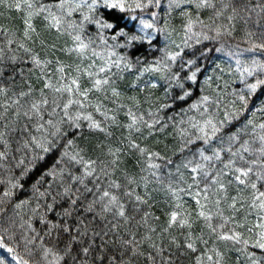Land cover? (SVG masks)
Masks as SVG:
<instances>
[{
    "label": "trees",
    "instance_id": "obj_1",
    "mask_svg": "<svg viewBox=\"0 0 264 264\" xmlns=\"http://www.w3.org/2000/svg\"><path fill=\"white\" fill-rule=\"evenodd\" d=\"M32 2L39 7L40 4H57L59 0H32ZM87 2L90 3L91 0ZM137 2L138 0H125L127 5L132 6V10L121 13L118 10L104 8L103 0H100V6L91 14L93 19L114 23L117 28L116 30L104 29L101 32L94 23L84 22L81 35L84 41L89 43V48L81 55L71 50L75 48L72 37L79 29L74 31L68 25L73 22L77 25L81 24L83 14L88 13L86 5L73 12L71 16L64 17V25L60 32L47 27L48 22L44 19L46 13L33 16L31 23L35 31L30 30L29 38H26L25 20L28 18L29 9L24 0H0V50L3 54V58L0 59V88L7 90L6 93H0V131L6 132L4 139L8 143L5 149L3 142H0V152H7V158L0 160V196L9 187L8 181L19 180L22 185L13 190L14 194L10 200L0 204L2 209L0 210V234L5 235L6 244L10 246L19 244L17 251L23 255L24 249L20 237L28 232L29 223L36 232L43 235L47 231V226L40 223L42 215L53 223L67 222L73 226V229L79 217L89 226L88 236L83 238L84 246H87L93 232L101 234L95 239V245L88 257L89 264H100L96 259L99 255L105 256L103 264H108L110 257H115L117 264L120 261L130 262V264H196L198 256L202 258L203 264H214L217 257L213 249L221 253L219 258L221 264H254V261L256 264H264V249L254 246L256 233L259 232L254 225L260 222L258 217L264 214L251 206L253 190L237 184L234 180L235 174L230 173L224 178L227 191L217 192V186L210 185L206 200L203 189L205 183L210 184V181L194 182L191 179L192 173L183 165L188 160L198 162L197 149L208 146L203 145L202 141H195L188 145L183 153L180 152V148L189 139L195 140L197 134L191 128L189 118L202 120L204 117L201 113L207 107L209 114L223 119L225 109L235 99L233 92H239L245 86L241 82L240 74L243 67L247 66L253 58L264 61V51L245 52L239 57L242 64L238 70L235 58L226 54L229 51L236 52L250 47L246 32H255L258 36L261 31L255 25L256 14L253 12L249 15L247 12H241L234 21L235 31L231 36L223 35L213 40H205L200 36L199 44L196 43L198 37L195 34L203 32L209 36H215V32L195 23L190 33L191 39L188 40L191 47H184L186 17L182 16V12L191 13L194 21L202 20L205 24H210L212 21L209 18L214 15L213 9H196L194 3L189 5L188 0H160L159 7L156 6L155 0L151 4L148 0H139L147 6L136 9ZM213 2L218 8L220 7L221 0H213ZM17 3L21 4L20 9L15 7ZM170 3H172L171 9H169ZM177 3L180 7H176ZM234 3L254 6L264 4V0H234ZM52 11L55 12L57 9L53 8ZM153 13L156 15L153 16ZM231 14L230 9L225 10L222 17L215 18V23L227 25L229 23L227 16ZM132 17L136 19L133 20ZM142 20L152 23L154 28L140 31ZM120 29L129 36L135 34L151 37L152 43L149 44L146 38L144 41L133 42L130 47H116L115 45H125L127 40L126 37H117L115 41L111 39ZM156 29L163 31L158 32ZM101 35L104 36L106 43L101 41ZM252 41L259 42L257 37H252ZM221 46L224 47V51L216 52L215 49ZM181 48H183L182 56L178 57L175 63L166 59V52L175 53L181 51ZM208 49L212 51L208 52L206 57L199 56L200 51ZM109 51L115 53L111 57L112 60L125 57L132 63V68L125 69L123 65L121 68H116L113 65L110 71L99 73L98 77L89 78L87 72L97 73L99 68L105 65ZM93 52L98 55H93ZM193 52H196L195 58L198 61L196 66L200 68V72L197 73V82L193 84L191 81L183 80L188 71L185 69L181 72L182 82L185 83L184 91H189L191 95L183 101L176 100L174 98L181 95L182 91L176 87L170 88L168 78L172 72L180 71L182 60L194 58ZM13 56L16 57L14 61L11 59ZM33 56L37 57L41 64H34ZM45 61L50 63H44ZM157 61L161 62L159 65L161 68L164 63L169 64L170 70L144 71L146 68L156 66ZM60 66H64L63 74L57 71ZM77 77L81 91L91 88L94 78L109 79V84L101 91L89 93L87 100L83 101L85 105L83 108L74 104L69 109V115L72 116H75L77 112L91 114L93 120L99 122L105 131L90 129L89 122L84 119H80V127L77 129L65 119L60 127L66 135L48 137L55 145L50 152L43 153L38 149L24 148L23 143L29 139V134L39 137L41 133H37L34 128L38 122L37 118L33 116L29 120L23 116V112L30 109L32 102H39L46 98L49 101L48 105L41 107L44 121L49 119L48 113L55 107L53 100L60 104L61 108L57 109L58 115L51 118L54 122L60 119L63 116L62 106L70 97L66 92H55L54 88L70 83L71 78ZM257 78L264 79V73L256 72L252 76L245 74L244 77L247 83H254ZM46 80L52 83L53 88H44ZM153 84L156 86L152 87ZM113 88L119 92V96L112 94ZM41 89L44 90L43 97ZM21 92L28 95L20 97ZM202 96H208L210 103L201 104L199 108H191V105L200 102ZM18 98L22 105L20 117L15 116V105L9 107L7 112L4 110L5 104L11 105L12 101ZM71 98L81 99L78 95H73ZM97 103L101 105V111L105 112L109 118L106 119L96 111ZM163 104H168L170 107L161 108ZM262 105H264V91L258 89L250 100L249 110L239 121L233 122L235 127L228 126V130L235 131V128L240 127L247 118H251L253 110ZM129 111L137 117V123L132 129L127 127L131 123ZM29 114L32 115L31 112ZM112 116H115L114 121L110 119ZM153 121H159V123L149 128L148 124H152ZM255 122H264V114L257 112ZM5 124L9 125L7 129L4 128ZM51 131L53 129L49 128V132ZM249 138L244 137V139ZM68 140H72L73 144L69 146ZM132 144L139 147L134 148ZM239 146V143L235 144L233 151ZM255 146L258 147V143ZM141 148L151 153H158V157L149 160L148 153L142 154L139 150ZM65 150L69 155L79 152L85 160L96 161L95 174L87 177L84 182L88 188L92 189V193L85 192L84 185L73 183L68 175L69 172L75 176L82 175V165L70 163L67 157L57 164V161L61 160V153ZM205 154L210 155V150ZM34 156H43V159L34 160ZM228 159L229 155L223 153L221 162L213 161L209 165V167L214 166L213 174L216 170L223 168V164ZM246 159L251 160L255 157L246 156ZM21 160H23L22 164ZM169 160L171 163L168 162ZM150 163L159 164L160 168H150ZM54 166L58 173L60 168L66 169L63 180L59 175L56 179L45 175ZM237 166H242V162L238 160ZM257 168L258 166H255L253 171L255 172ZM25 169L30 170L22 176ZM225 171L228 170L225 169ZM230 180L232 183H228ZM255 180L256 177L253 174L249 178V184ZM37 181L40 183L37 184ZM113 182L120 187H114ZM33 185L37 186L38 191H34ZM97 185L100 186V191H97ZM67 186L72 187L73 198L80 195V200L75 206L76 211L73 212V216L64 218L62 221L56 213L68 207V202L67 198L62 199L57 196V193H62ZM258 188L264 191V182H259ZM77 189H79L78 192ZM103 190L110 191L119 198L120 203L124 204V218L115 215L113 211L104 214V218L101 219L96 215L100 212L99 204L94 213L83 211L88 202L97 199ZM40 192H45L46 195L41 197ZM126 192H131L132 195L127 196ZM53 196H56L57 200L55 211L48 212L46 205L53 202ZM136 196L141 197V200L146 203L138 202ZM232 197L237 198L235 209L229 207ZM217 199L220 200L219 205L215 203ZM22 200L28 203L16 209L15 205ZM197 200L204 206L203 208L197 204ZM174 211L178 213L177 222L169 228L171 213ZM200 211H204L206 215H212L211 223L217 229L216 233H212L207 227L208 222L198 215ZM218 211L222 213L223 218L216 215ZM181 219L187 220L191 227H181L179 224ZM113 225L116 227L113 228ZM220 225H223V228ZM4 228H10V234H14V240L7 239L8 234L3 232ZM233 231L241 233L242 239L249 240V244L245 247L240 242L217 239L220 233L231 234ZM105 232L107 235H104ZM189 233L193 239L202 237L208 243L205 245L196 240L197 251L193 253L187 250L185 241ZM29 234L34 235V233ZM133 235L139 244L140 254L136 256H132L131 251L121 243L122 240L131 239ZM145 237H151V239L148 240ZM54 238L55 232L52 238L46 237L45 241L51 246ZM62 239L66 241L67 235H63ZM153 244L155 247L152 246ZM101 245L103 252H101ZM58 247L62 248L63 244ZM78 247L74 248V253ZM158 249L163 251L158 253ZM208 255L213 257V262L207 260ZM149 256L154 259L149 260ZM0 257L7 258L9 264H15L11 255L4 249H0ZM24 258L28 259L27 256ZM34 259L39 257L36 256Z\"/></svg>",
    "mask_w": 264,
    "mask_h": 264
},
{
    "label": "snow or ice",
    "instance_id": "obj_2",
    "mask_svg": "<svg viewBox=\"0 0 264 264\" xmlns=\"http://www.w3.org/2000/svg\"><path fill=\"white\" fill-rule=\"evenodd\" d=\"M25 4L27 5V8L29 9L28 12V18L25 20V32L24 35L26 38H29V31H35V28L33 27L31 23V19L33 16L40 15L41 13H46L44 16V19L48 22L47 27L49 29H55L57 32H60L64 25V17L71 16L73 12L78 11L82 9L85 5L87 6L88 13L83 14V21L81 24L77 25L74 22L69 24L68 27L72 28L74 31L76 29H79V31H76V34L73 35L72 39L75 43V48L71 49L72 51H76L79 54L83 55L89 48V43H86L84 39L82 38L81 33L83 32V24L84 22L94 23L101 32L104 29H112L116 30L117 25L114 23H109L107 21H104L102 19H93L92 13H94L97 8L100 6V0H91L90 3L87 2V0H79V2H76V0H59V3L57 4H40L39 7H36V5L32 2V0H24ZM153 0H148V3L151 4ZM156 6L159 7L160 0H155ZM189 5L191 6L193 3L195 5L196 9H213L214 15L213 17H210L209 19L212 21L210 24H205L202 20H196L194 21L192 19L191 13L184 11L182 12V16L186 17V23L184 24L185 28V40H184V47H191V45L188 44V40L191 39L190 33L192 32L193 25L195 23H199L203 28H208L211 31L215 32V36H209L206 33H198L195 34L198 38L196 39V43L199 44L201 41L199 39L200 36L203 37L205 40H213L217 39L223 35H229L231 36L232 33L235 31V23L234 21L237 19V17L240 16L241 12H247L249 15L251 13L255 12L256 14V20L255 25L261 29L259 35L257 36V33L248 31L246 32V35L249 37L250 47L245 49H239L236 52L229 51L226 54L229 57L235 58L236 64L238 67V70L240 69V66L242 64L241 59L239 58L242 56L245 52H254L256 50L264 51V4H256L254 6L249 5H238L234 3V0H221L220 7L218 8L217 5L213 2V0H188ZM147 5L140 3L139 0L135 4L136 9H143ZM17 9L21 8V4L17 3L15 5ZM103 7L110 10H118L119 12L123 13L128 10H132L131 5H127L125 3V0H103ZM172 3L169 4V9H171ZM176 7H180V5L177 3ZM55 8L57 11H52V9ZM231 10V15L227 16L228 24H216L215 18L222 17L224 15L225 10ZM156 14L153 13V16ZM243 18V17H241ZM132 19H136V17H132ZM245 23H247V20H245ZM141 29L140 31H144L145 29H151L154 28V25L152 23H146L143 20L141 21ZM156 31H163L162 29H156ZM117 37H126V44L125 45H115L116 47H130L132 46L133 42L137 41H144L146 38L148 40V43L151 44L152 40L151 37H145L141 35H130L126 33L123 29H120L119 31H116V35L112 36V40H116ZM252 37H257L259 42H253ZM100 39L102 42H105V38L103 35L100 36ZM11 43V41H9ZM23 47V45H20ZM179 47V46H177ZM25 51H30L29 49H25ZM212 51L211 49H208L207 51H200L199 56L206 57L207 53ZM216 52H222L224 51V47L221 46L219 48L215 49ZM183 53V48H181V51L175 52V53H167L166 52V59L168 61H171L173 63L176 62L178 57H181ZM93 55H98L97 53L93 52ZM115 55L114 52L109 51L108 52V58L106 60V63L103 67L99 68V71L97 73L93 72H87V75L89 78L98 77L99 73H104L106 71H110L111 67L114 65L116 68H121V65L125 69H131L132 63L130 61H127L125 57H118L116 60H112L111 57ZM192 56L194 58H190L187 60H182L180 64V71L178 72H172L169 79V87H176L179 88L182 91L181 95H177L174 99L183 101L186 97L190 96L191 93L189 91H184L185 83L182 82V78L180 73L184 72L185 69H187L188 74L184 76L183 80L191 81L193 84L197 82V73L200 72V68L197 67V58L196 52L192 53ZM3 58L2 50H0V59ZM11 59L14 61L16 57H11ZM32 62L36 65L41 64V61L33 56ZM44 63H50V61H45ZM59 64V61H57ZM156 66L146 68L144 71H156L161 72L165 70H170V66L167 63L163 64V68H161L159 65L161 64L160 61L155 62ZM195 69L194 71L192 69ZM57 71L61 74L64 73L65 69L64 66H60L57 68ZM79 71V69H77ZM260 72L264 73V61L257 60L253 58L247 66L243 67V70L241 71V82L244 83V88L241 89L239 92H233V96L235 97L234 100L231 101L230 105L225 109L223 113V119H218L216 116L211 115L208 113L207 107L205 108L204 112L201 113V116L204 117L202 120H196L194 117L189 118V123L192 129L196 131L195 140L189 139L187 143L180 148V152L183 153L185 148L188 145H191L195 143V141H202L203 145L208 146L207 148L200 147L197 149V153L199 155V161L196 162L194 160H188L186 163H184V167L188 168L189 171L192 173L191 179L199 183L201 180L204 181H210L209 183H205V187L203 189L205 193V199H208L207 193L209 192L210 185L217 186L216 191L220 192H226L227 187L224 183V178L228 176L230 173H234V180L239 185H244L246 187H250L253 190V196H252V207L259 210L260 213L264 214V191H260L258 188L259 182H264V122L256 123V113L260 112L261 114H264V105H262L259 108H256L252 111L251 118H247L244 123L240 125V127L235 128V131H229L228 126L235 127L233 124L234 121H239L242 116L249 110V103L250 100L253 98V96L256 94L258 89H261L264 91V79L257 78L254 83H247L245 82V74L248 76H252L254 73ZM143 74V73H141ZM63 75H61V79H63ZM109 84V79L107 78H94L92 81V87L86 88L83 91L80 89L79 79L77 78H71L70 83L61 84L60 87L54 88V91L57 93H68L69 99L67 102H65L62 106L61 111L63 112V116L60 117V119L56 120L55 122L51 117H54L58 115L57 109L61 108L60 104H58L55 100L52 101V103L55 105V107L52 108V111L48 113L49 119L47 121H44V115L41 112L42 106H47L49 101L46 98L41 99L39 102H32L30 109L23 112V116L27 117L29 120L35 116L38 120V122L35 124L34 128L37 133H41V135L38 137L36 135L29 134V139L25 140L23 143L24 148H31V149H38L43 153H48L51 151L55 145L53 144L52 140H50L48 137H59L62 135H66V133H63L61 131L60 125H62L67 119V121L70 123L72 127L79 128L80 119L87 120L89 122L88 127L90 129H96L99 131H105L100 125L99 122L93 120L91 114H83L82 112H77L75 116L69 115V109L72 105L76 104L79 105L81 108H83L85 105L83 103L84 100H87L88 95L92 91H101L104 86ZM156 85L153 84L152 87H155ZM44 88L49 89L53 88V85L50 81L46 80L44 83ZM6 89L0 88V93H6ZM43 89H41V96L43 97ZM112 94L114 96H119V92L113 88ZM28 93L21 92L19 94L20 97L27 96ZM73 95H78L81 99H72L71 97ZM210 103V98L208 96H202L200 98V102L197 104H193L190 107L191 108H199L201 104L208 105ZM15 105L16 111L15 116L20 117L21 116V107L20 99H15L12 101V104H5L4 110L5 112L8 111L9 107H12ZM170 105L163 104L161 105V108H168ZM96 111L99 112L102 116L107 117L105 112L101 111V105L97 103L95 105ZM29 112L32 113V115L29 114ZM128 115L131 118V123L127 125L129 129H132L135 127L137 123V117L133 115L130 111ZM113 121L115 120V116L110 117ZM43 121V122H40ZM159 123V121H153L152 124H148L149 128H152L154 124ZM47 125V127H46ZM9 127L8 124L4 125V128L7 129ZM49 128L53 129V131L49 132ZM25 130H27V125H25ZM139 131V129H136ZM181 134L183 135V130H181ZM6 136V132L0 131V142H3L5 149L8 147L7 141L4 139ZM245 136L250 137L249 139H244ZM239 143V148H237L235 151H233V146L235 144ZM258 143V147L255 146ZM67 144L70 146L73 144L72 140H68ZM213 145H215L213 147ZM132 147L138 148L139 146L136 144H132ZM140 152L148 153L149 160H151L153 157H158V153H151L148 152L147 149H139ZM211 152L210 155H206V151ZM227 153L229 155V159L226 163L223 164V168L216 170L215 174H213V167H209L210 164H212L213 161L215 162H221L222 161V154ZM246 156H254L255 159L248 160L246 159ZM67 157L68 161L70 163H74L77 165L83 166V173L80 176L72 175L71 172L68 173L73 183H79L81 185H84L85 192L92 193V189L88 188L85 185V179L87 177L93 176L95 174V167L96 161L94 160H85L82 155H80L79 152L69 155V153L65 150L63 153H61V160L57 161V164H60L63 159ZM7 158V152H0V160ZM43 159V156L40 157H33V159ZM242 162V166H237V161ZM171 163V161H168ZM20 163H23V160L20 161ZM246 165V166H243ZM255 166H258L257 170L254 172L253 168ZM150 168L153 169H159V164L150 163ZM227 169L228 171H225ZM30 169H25V172L21 175H25L27 171ZM65 168H60L59 173L56 170V166H54L52 169H50L48 172L45 173L47 176H51L53 179H56L57 175L60 176L61 180H63V176L65 173ZM103 171V169H101ZM255 175L256 180L251 182L249 184V178L252 175ZM40 181H37V184H39ZM228 183H232V181H228ZM9 187L4 190L2 196H0V204L6 203L8 200H10L14 194L13 190L16 188L22 187V185L19 183V180L16 182L8 181ZM113 186L116 188H119L120 186L118 184H115L113 182ZM191 187V185H190ZM34 191H38L37 186L33 185ZM79 189H77V192ZM97 191H100V186L97 185ZM39 195L41 197H44L46 195L45 192H40ZM74 193L72 192V187L67 186L64 187L62 193H57V196H60L62 199L67 198L68 207L64 208L62 212L56 213L58 217H60L63 221L64 218H70L73 216V212L76 211L75 206L77 205L78 201L80 200V195H76L75 198H73ZM83 195V194H81ZM125 195L131 196V192H126ZM199 195V193H198ZM236 197H232V203L229 205L230 208L235 209L236 207ZM136 200L141 203H146V201L141 200V197L136 196ZM52 203L47 204L46 208L48 212L55 211V205L57 203L56 196L52 197ZM28 201H20L15 205L16 209L22 208L25 204H27ZM217 205L220 204V200L217 199L215 201ZM97 204L100 206V212L96 213L101 219L104 218V214L110 213L114 211V214L124 218L125 217V206L124 204L120 203L119 198L112 194L108 190H103L99 197L97 199H94L92 201H89L87 206L83 208V211L86 213H94ZM197 204L203 208V205H200V201L197 200ZM39 207V205H37ZM2 210V209H0ZM35 211V209L33 210ZM147 215V214H146ZM200 217H203L207 222V227L210 229L212 233H216L217 229L212 226V215L211 214H205L204 211H200L198 213ZM216 215H220L222 217V213L219 211L216 213ZM178 218L177 212L171 213V218L169 220L168 227L171 228L176 222ZM223 218V217H222ZM230 219V218H226ZM259 223L254 225L255 228L259 229V232L256 233V240L254 242V246L259 249H264V215H260L258 217ZM40 223L45 224L47 226V231L44 232L43 235H41L39 232H36L34 228H32L31 224H28V232H25L20 237V241L23 244L24 253L23 255L17 251L19 244H16L15 246H10L9 244L5 243V235L0 234V249H4L8 254L11 255L12 261L15 262V264H89L88 257L90 255V252L93 250V246L95 245V239L97 237H100L101 234L99 232H93L92 236L87 243V246L85 245L84 237L88 236V224L84 223L82 219L79 217L76 220V226L75 229H73V226L70 225L67 222H61V223H53L50 220H47L44 215L40 217ZM179 224L181 227L188 226L191 227L190 224H188V221L185 219H181L179 221ZM116 225H113V228H115ZM221 228H223V225H220ZM238 227H243V225H238ZM75 231V234H74ZM154 231V229H153ZM167 231V229H165ZM249 231L251 232L252 229L250 228ZM3 232L8 234L7 239L8 240H14V234H10V228H4ZM55 232V238L54 242L51 246H49L48 243H46L45 238L53 237V233ZM29 233H34V235H30ZM63 235H67L68 239L65 241L62 239ZM104 235H107V232L104 233ZM102 239V237H101ZM145 239L150 240L151 237H145ZM218 240L221 241H233V242H240L245 245V247L249 244V240H243L241 237V233L233 231L231 234L227 233H220L217 236ZM196 240H199L203 244H207V240H203L202 237H197L196 239H193L191 233L186 237L185 241V247L187 250H190L191 252H196ZM39 241V243H37ZM121 243L131 251L132 256H136L139 253V244L135 239V236L133 235L131 239L128 240H122ZM63 244V247L60 248L58 245ZM78 247V250L74 253V248ZM155 247V245H152ZM177 247H180V245H177ZM101 252H103V246H100ZM158 253L162 252V249L157 250ZM215 255L217 259L214 261V264H221V260L219 259L221 257V253L218 251H215ZM27 256L28 259H25L24 257ZM38 256L39 259H34V257ZM96 259L100 262V264H103L105 256L99 255L96 257ZM149 260H153L154 258L149 256ZM207 260L209 262H213V257L211 255L207 256ZM0 264H9V262L4 258L0 257ZM108 264H117V260L115 257L108 258ZM119 264H130V262L126 261H120ZM196 264H203V260L200 256L196 258ZM254 264L256 262L254 261Z\"/></svg>",
    "mask_w": 264,
    "mask_h": 264
},
{
    "label": "rangeland",
    "instance_id": "obj_3",
    "mask_svg": "<svg viewBox=\"0 0 264 264\" xmlns=\"http://www.w3.org/2000/svg\"><path fill=\"white\" fill-rule=\"evenodd\" d=\"M6 257H7V256H6ZM7 258H8V257H7ZM7 258H6V259H7ZM8 259H9V258H8Z\"/></svg>",
    "mask_w": 264,
    "mask_h": 264
}]
</instances>
